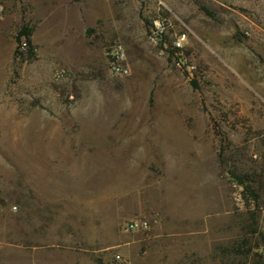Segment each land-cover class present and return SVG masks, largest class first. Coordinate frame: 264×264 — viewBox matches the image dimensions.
Returning <instances> with one entry per match:
<instances>
[{
    "label": "rangeland",
    "instance_id": "1",
    "mask_svg": "<svg viewBox=\"0 0 264 264\" xmlns=\"http://www.w3.org/2000/svg\"><path fill=\"white\" fill-rule=\"evenodd\" d=\"M158 14L169 21L165 45L148 38ZM116 40L130 66L124 77L108 68ZM173 163L216 164L231 209H242L226 230L239 245L264 244V0H0L5 239H61L69 260L84 264H162V255L182 264L161 229L148 240L162 211L155 180ZM244 174L256 201L233 176ZM143 217L148 230H122Z\"/></svg>",
    "mask_w": 264,
    "mask_h": 264
},
{
    "label": "crops",
    "instance_id": "2",
    "mask_svg": "<svg viewBox=\"0 0 264 264\" xmlns=\"http://www.w3.org/2000/svg\"><path fill=\"white\" fill-rule=\"evenodd\" d=\"M84 102L91 111L98 106L91 99H85ZM148 118L152 120L151 117ZM113 120L115 115L114 109L111 108V121ZM112 154H116V147L111 148ZM163 159L164 157L161 160ZM117 160L115 156H111V162L115 163ZM166 160H173V157ZM132 162L134 161L129 156L125 162L127 169H131ZM173 165L174 163L167 171L163 169L160 178L155 180L162 211H156L152 215L154 223L160 225L148 235V240L159 238L161 229L162 233L168 234L169 238L175 241V257L182 264H222L228 260L238 264H264V244H250L243 249L233 241L237 238L238 232L226 230L227 226L233 227L238 224L242 209L236 211L231 209L226 188L221 184V174L214 171L217 165L213 163H194L187 167L181 164H175V167ZM49 182L50 185H61L57 184L56 180ZM185 200L187 203L183 204ZM170 201L174 202L171 209L167 206ZM46 214L48 213L45 212ZM168 222L172 225L164 232L163 230L167 228L165 224ZM213 225L219 226L220 234H214ZM46 231L50 233L51 229ZM65 249L66 246L61 239L40 240L31 232L27 237L5 239L3 227L0 225V264L85 263L83 257L69 260ZM164 256L162 255V264H169L171 261H164ZM89 262L92 264V260Z\"/></svg>",
    "mask_w": 264,
    "mask_h": 264
},
{
    "label": "built area",
    "instance_id": "3",
    "mask_svg": "<svg viewBox=\"0 0 264 264\" xmlns=\"http://www.w3.org/2000/svg\"><path fill=\"white\" fill-rule=\"evenodd\" d=\"M169 28V21L166 16L158 14L151 21L148 30V38L154 45H165L166 35ZM185 34L178 35L172 40V46L179 49L183 46L182 42ZM26 47V41H21V48ZM106 58L109 71L114 76L124 77L130 74V66L127 60V54L123 43L119 40L114 41L106 51ZM237 199H240L237 197ZM158 213L155 214L157 216ZM151 226L149 218H136L123 222L122 230L124 232L145 231Z\"/></svg>",
    "mask_w": 264,
    "mask_h": 264
},
{
    "label": "trees",
    "instance_id": "4",
    "mask_svg": "<svg viewBox=\"0 0 264 264\" xmlns=\"http://www.w3.org/2000/svg\"><path fill=\"white\" fill-rule=\"evenodd\" d=\"M21 38H24L26 40L27 43H30V39H29V32L22 30L18 33V36L16 38L17 42H21ZM235 181L242 185V194L244 196L249 195L251 196V198L256 201L259 197V191L257 188H255L254 186H252L250 183H247L248 181V175L244 174L242 176L240 175H233ZM250 182V181H249ZM260 186V185H259ZM256 228L251 229V232H255ZM246 241H244L243 243H241V245H239V247H243V249L247 246L246 245ZM249 250V249H248ZM247 252V251H246Z\"/></svg>",
    "mask_w": 264,
    "mask_h": 264
}]
</instances>
